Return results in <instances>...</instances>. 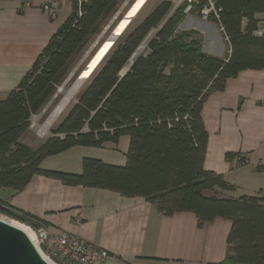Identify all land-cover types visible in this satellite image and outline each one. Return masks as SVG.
Returning <instances> with one entry per match:
<instances>
[{
  "label": "trees",
  "instance_id": "obj_1",
  "mask_svg": "<svg viewBox=\"0 0 264 264\" xmlns=\"http://www.w3.org/2000/svg\"><path fill=\"white\" fill-rule=\"evenodd\" d=\"M69 1L68 16L16 87L0 99V189L20 190L39 172L66 184L141 196L165 215L190 211L198 225L227 218L231 227L226 253L216 264H264V188L229 198L207 193L214 187L234 186L203 168L207 132L201 118L205 98L223 89L227 78L245 69H264V33H255L256 14L264 13V0L194 1L197 12L211 3L208 18L219 25L229 46L225 58L204 52L197 39L184 41L174 32L182 13L164 21L172 3L160 1L116 46L52 136L32 147L21 140L30 115L47 102L73 57L117 7V0ZM155 27L148 52L135 56L120 75L123 64ZM123 134L129 137L123 166L84 157L79 174L39 168L47 155L73 145L116 142ZM0 213L33 229L42 223L1 197Z\"/></svg>",
  "mask_w": 264,
  "mask_h": 264
},
{
  "label": "crops",
  "instance_id": "obj_2",
  "mask_svg": "<svg viewBox=\"0 0 264 264\" xmlns=\"http://www.w3.org/2000/svg\"><path fill=\"white\" fill-rule=\"evenodd\" d=\"M48 1L0 0V99L16 87L71 11L69 0H57L50 18L42 9ZM216 48V54H208L225 58L229 53L228 45L221 56ZM201 118L207 132L203 168L234 186L207 193L229 198L264 188V69L227 78L223 89L205 98ZM128 144L123 134L100 146L73 145L42 158L39 168L79 174L84 157L123 166ZM0 197L54 233L66 232L109 254L93 264H216L225 257L231 227L227 218L198 225L193 212L165 215L141 196L66 184L39 172L20 190L1 188Z\"/></svg>",
  "mask_w": 264,
  "mask_h": 264
},
{
  "label": "rangeland",
  "instance_id": "obj_3",
  "mask_svg": "<svg viewBox=\"0 0 264 264\" xmlns=\"http://www.w3.org/2000/svg\"><path fill=\"white\" fill-rule=\"evenodd\" d=\"M137 1L138 0H117L115 12L101 22V25H99L98 29L89 38L82 50L73 57L64 79L61 83L55 86V90L47 102L36 113L30 115L29 126L21 138L23 142L35 147L47 137L52 136L51 131L64 118L76 101L80 92L105 63L116 46L122 43L131 30H133V28L154 8V6L162 0H139L137 8L134 11H131V7ZM171 3L172 6L168 14L165 16L164 21L171 14L176 13L179 10L183 15L181 20L175 26L174 32L182 36L184 41L187 42L190 39H197L204 52L216 54L218 50L216 45L220 46V50L218 51L219 56L225 52L224 47L228 45L227 39L219 25L209 20V11L206 13L203 12L208 9L203 8L201 12H197L196 3H194L192 9L185 12V8L188 5L187 0H171ZM69 13H67V15H60L61 17L62 15L64 16L61 23ZM126 14L128 20L127 26L113 42H110L109 36L114 32L118 23L125 19ZM257 18V28L264 29V13H258ZM157 28L158 27L151 29L143 38L138 47L132 53L131 57L123 64L119 72L120 75L126 73L135 56L146 54L148 52V42L154 36ZM82 130H87V127L84 126ZM58 135L63 136V134ZM0 218L8 220L21 227H25L29 235L33 238L35 237L34 233L26 224L12 219L3 213H0ZM37 248L41 256L46 259L44 256L47 255L41 245H37ZM54 259H57V257Z\"/></svg>",
  "mask_w": 264,
  "mask_h": 264
},
{
  "label": "built area",
  "instance_id": "obj_4",
  "mask_svg": "<svg viewBox=\"0 0 264 264\" xmlns=\"http://www.w3.org/2000/svg\"><path fill=\"white\" fill-rule=\"evenodd\" d=\"M194 1L187 0L188 5L185 8V12L192 9ZM57 7V0H49L42 5V9L50 18L55 16ZM211 8L210 3L209 8L204 7V9L208 10L203 12L206 13ZM255 33L261 35L264 33V29L257 28ZM28 227L34 233L36 242V245H34L36 248L37 245H41L47 255L43 256L51 264H93L94 261H103L109 256L105 250L92 246L77 237H70L66 232L54 233L44 223H39L35 229ZM55 257L57 259H54Z\"/></svg>",
  "mask_w": 264,
  "mask_h": 264
},
{
  "label": "water",
  "instance_id": "obj_5",
  "mask_svg": "<svg viewBox=\"0 0 264 264\" xmlns=\"http://www.w3.org/2000/svg\"><path fill=\"white\" fill-rule=\"evenodd\" d=\"M0 264H51L44 259L28 235L0 219Z\"/></svg>",
  "mask_w": 264,
  "mask_h": 264
},
{
  "label": "bare ground",
  "instance_id": "obj_6",
  "mask_svg": "<svg viewBox=\"0 0 264 264\" xmlns=\"http://www.w3.org/2000/svg\"><path fill=\"white\" fill-rule=\"evenodd\" d=\"M138 2H139V0L131 7V11H134L136 8H137V4H138ZM127 23H128V20H127V14H126V17H125V19H123V20H121L119 23H118V25H117V27L115 28V30H114V32L109 36V40H110V42H113L118 36H119V34H121V32L124 30V28L127 26ZM105 47V46H104ZM104 49V48H103ZM0 219H2V220H5V219H3V218H0ZM5 221H7V222H9L8 220H5ZM9 223H11V222H9ZM12 225H14V226H16V227H18V228H20V229H22L27 235H28V237L31 239V241L33 242V244H35L36 245V242H35V237L33 238V237H31L30 235H29V233H28V231L26 230V228L25 227H21V226H19V225H17V224H13V223H11Z\"/></svg>",
  "mask_w": 264,
  "mask_h": 264
}]
</instances>
